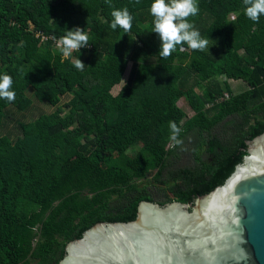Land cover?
Segmentation results:
<instances>
[{"label":"trees","instance_id":"1","mask_svg":"<svg viewBox=\"0 0 264 264\" xmlns=\"http://www.w3.org/2000/svg\"><path fill=\"white\" fill-rule=\"evenodd\" d=\"M196 2L188 20L207 48L184 44L162 58L153 0H0V77L15 92L0 98V264H58L93 226L132 222L140 203H153L137 184L149 175L166 199L191 205L241 163L246 141L264 130V15L250 20L243 0ZM124 8L127 33L110 28L111 12ZM76 27L89 46L72 60L55 44ZM216 77L246 88L234 93ZM28 90L55 110L11 125L10 110L31 105ZM182 98L191 118L175 104ZM183 157L194 167L175 168Z\"/></svg>","mask_w":264,"mask_h":264},{"label":"water","instance_id":"2","mask_svg":"<svg viewBox=\"0 0 264 264\" xmlns=\"http://www.w3.org/2000/svg\"><path fill=\"white\" fill-rule=\"evenodd\" d=\"M219 187L191 205L140 203L132 222L97 224L58 264H264V130Z\"/></svg>","mask_w":264,"mask_h":264},{"label":"clouds","instance_id":"3","mask_svg":"<svg viewBox=\"0 0 264 264\" xmlns=\"http://www.w3.org/2000/svg\"><path fill=\"white\" fill-rule=\"evenodd\" d=\"M244 14L252 21L258 22L264 15V0H243ZM152 21V31L160 41L159 56L169 57L178 46L186 44L188 49L203 51L209 44V39H202L198 30L189 22L188 18L199 12L196 0H153L149 9ZM110 28L116 30L118 27L125 33L132 28V19L127 8L113 10ZM55 39V38H54ZM135 39V38H134ZM89 37L84 29L76 27L66 31V35L60 37L57 46L65 58L71 57L73 51L79 52L81 48L89 46ZM75 68L83 70L84 63L80 59L75 60ZM51 67V66H50ZM12 78L9 75L0 77V98L9 102L14 101L15 92L10 91ZM173 132H177L175 124L171 125Z\"/></svg>","mask_w":264,"mask_h":264},{"label":"rangeland","instance_id":"4","mask_svg":"<svg viewBox=\"0 0 264 264\" xmlns=\"http://www.w3.org/2000/svg\"><path fill=\"white\" fill-rule=\"evenodd\" d=\"M150 31H152V29H150ZM58 43V42H57ZM57 43L55 44V48L60 50V48L57 46ZM77 51H73L71 58L72 60H74L75 58V54ZM64 57V56H63ZM238 55H235V58L237 59ZM131 68V64L128 65L126 73L122 79V85L125 83L129 71ZM215 80L222 86L224 87V83H228L230 88L232 89V91L234 93L237 92H241L243 90H245V85L240 82V81H232V80H225L224 77H216ZM193 82L188 83V86H192ZM121 88V85L119 87H116L112 90V95L116 96V94L119 92ZM196 92L198 94L201 93V90L196 88ZM27 96L30 98L31 100V105L29 107L28 110H23V111H16L15 109H11L10 110V118L11 120V125L14 124L16 121H21V122H32L35 119H37L40 115L42 114H50L52 113L55 108H53L52 106H50L49 104H47L46 102H39L36 100V98H33V94L30 90L27 91ZM70 96H65L61 99L60 104L63 105L64 103H66L69 100ZM175 104L178 108H180L187 116V118H191L193 116V113L191 112V110L189 109V106L186 102L185 99H177L175 101ZM66 113V111H65ZM11 130L10 126L6 129V131L1 132V134H5L7 131ZM222 132V133H221ZM214 135L220 134V138L223 140H226V135L223 134V131L220 128H216V130L213 132ZM139 149V146L136 144H133L130 149L127 151V154L129 156H133ZM194 167V163L192 161V159L188 158V157H183L182 161L180 163L177 164V166L175 168L177 169H184V168H193ZM138 186H145L148 188L149 193L152 195L153 198V203L157 204V205H163V204H167V203H171L174 202L173 197L170 194H167L168 199H166L164 197L165 193L167 192L166 188L160 187L158 185H155L153 183L152 180V175H149L145 178V180L139 181L137 182Z\"/></svg>","mask_w":264,"mask_h":264},{"label":"crops","instance_id":"5","mask_svg":"<svg viewBox=\"0 0 264 264\" xmlns=\"http://www.w3.org/2000/svg\"><path fill=\"white\" fill-rule=\"evenodd\" d=\"M122 83H123V82H122ZM122 83L120 84V85H121V88H122V86L124 85V84L122 85ZM120 85H119V86H120ZM119 86H116V87H119ZM116 87H115V88H116ZM121 88H120V90H121ZM120 90H119V91H120ZM118 93H119V92H118ZM118 93H117V94H118ZM237 93H239V92H237ZM117 94H116V95H117Z\"/></svg>","mask_w":264,"mask_h":264},{"label":"built area","instance_id":"6","mask_svg":"<svg viewBox=\"0 0 264 264\" xmlns=\"http://www.w3.org/2000/svg\"><path fill=\"white\" fill-rule=\"evenodd\" d=\"M43 39V38H42ZM184 50V49H183ZM183 50H181V51H183Z\"/></svg>","mask_w":264,"mask_h":264}]
</instances>
